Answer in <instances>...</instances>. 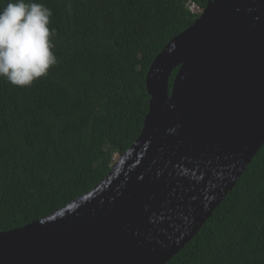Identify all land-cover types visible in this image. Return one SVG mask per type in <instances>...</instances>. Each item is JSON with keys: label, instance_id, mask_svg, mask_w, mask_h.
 <instances>
[{"label": "water", "instance_id": "95a60500", "mask_svg": "<svg viewBox=\"0 0 264 264\" xmlns=\"http://www.w3.org/2000/svg\"><path fill=\"white\" fill-rule=\"evenodd\" d=\"M146 86L135 143L90 192L0 232V264H166L177 255L264 145V0H209L156 57Z\"/></svg>", "mask_w": 264, "mask_h": 264}, {"label": "trees", "instance_id": "16d2710c", "mask_svg": "<svg viewBox=\"0 0 264 264\" xmlns=\"http://www.w3.org/2000/svg\"><path fill=\"white\" fill-rule=\"evenodd\" d=\"M189 1L204 10L209 0H35L52 10L58 62L31 87L0 78V232L90 192L135 143L152 63L200 16ZM166 264H264V145Z\"/></svg>", "mask_w": 264, "mask_h": 264}, {"label": "clouds", "instance_id": "9594fccd", "mask_svg": "<svg viewBox=\"0 0 264 264\" xmlns=\"http://www.w3.org/2000/svg\"><path fill=\"white\" fill-rule=\"evenodd\" d=\"M52 15L35 0H10L0 9V78L25 88L48 75L58 62L50 39Z\"/></svg>", "mask_w": 264, "mask_h": 264}, {"label": "rangeland", "instance_id": "374dc122", "mask_svg": "<svg viewBox=\"0 0 264 264\" xmlns=\"http://www.w3.org/2000/svg\"><path fill=\"white\" fill-rule=\"evenodd\" d=\"M188 5H189V8H190V9H189L190 11H196V10L198 9V8H197L198 6H196L193 2H190V1H189V2H188ZM119 157H120V156L117 155V154L114 156V159H113V161H114V162H113V165H115V163L119 160ZM113 165H112V166H113Z\"/></svg>", "mask_w": 264, "mask_h": 264}, {"label": "built area", "instance_id": "2783aa9c", "mask_svg": "<svg viewBox=\"0 0 264 264\" xmlns=\"http://www.w3.org/2000/svg\"><path fill=\"white\" fill-rule=\"evenodd\" d=\"M192 2V1H190ZM197 6V5H196ZM189 7V5H188ZM198 9L196 11H192L193 13H197V14H201L203 10H201L199 7H197ZM190 9V8H189Z\"/></svg>", "mask_w": 264, "mask_h": 264}]
</instances>
